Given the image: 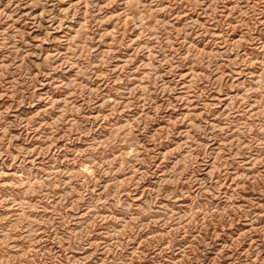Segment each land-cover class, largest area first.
I'll return each mask as SVG.
<instances>
[{
  "label": "rangeland",
  "instance_id": "rangeland-1",
  "mask_svg": "<svg viewBox=\"0 0 264 264\" xmlns=\"http://www.w3.org/2000/svg\"><path fill=\"white\" fill-rule=\"evenodd\" d=\"M0 264H264V0H0Z\"/></svg>",
  "mask_w": 264,
  "mask_h": 264
}]
</instances>
